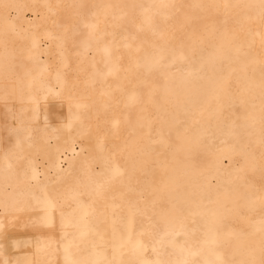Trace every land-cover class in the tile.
<instances>
[{
    "label": "bare ground",
    "instance_id": "obj_1",
    "mask_svg": "<svg viewBox=\"0 0 264 264\" xmlns=\"http://www.w3.org/2000/svg\"><path fill=\"white\" fill-rule=\"evenodd\" d=\"M262 256L264 0H0V264Z\"/></svg>",
    "mask_w": 264,
    "mask_h": 264
},
{
    "label": "snow or ice",
    "instance_id": "obj_2",
    "mask_svg": "<svg viewBox=\"0 0 264 264\" xmlns=\"http://www.w3.org/2000/svg\"><path fill=\"white\" fill-rule=\"evenodd\" d=\"M117 171H118V169H117ZM47 204L49 205V207H55V203L51 200H48ZM71 264H89V262L83 261V260H78V261H72ZM222 264H233V262H222ZM259 264H264V256H262L261 260L259 261Z\"/></svg>",
    "mask_w": 264,
    "mask_h": 264
}]
</instances>
